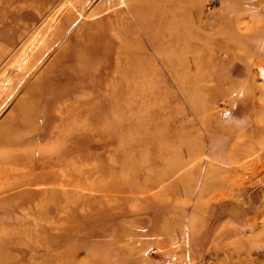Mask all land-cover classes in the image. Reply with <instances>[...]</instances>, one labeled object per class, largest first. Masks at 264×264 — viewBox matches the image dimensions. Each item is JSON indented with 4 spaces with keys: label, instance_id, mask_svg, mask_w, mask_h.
<instances>
[{
    "label": "rangeland",
    "instance_id": "374dc122",
    "mask_svg": "<svg viewBox=\"0 0 264 264\" xmlns=\"http://www.w3.org/2000/svg\"><path fill=\"white\" fill-rule=\"evenodd\" d=\"M134 1L0 0V264H264V0Z\"/></svg>",
    "mask_w": 264,
    "mask_h": 264
},
{
    "label": "bare ground",
    "instance_id": "6f19581e",
    "mask_svg": "<svg viewBox=\"0 0 264 264\" xmlns=\"http://www.w3.org/2000/svg\"><path fill=\"white\" fill-rule=\"evenodd\" d=\"M134 1V0H133ZM137 1V0H136ZM136 1H134V3L136 2ZM139 1V0H138ZM168 1V0H167ZM187 1V0H186ZM189 1V0H188ZM197 1V0H196ZM195 1V2H196ZM140 2V1H139ZM180 2V1H179ZM179 2H177V3H179ZM191 2V1H190ZM130 3V2H129ZM141 3V2H140ZM182 3V1L180 2V4ZM183 4V3H182ZM187 4V3H186ZM135 6H136V4H134ZM185 5V4H184ZM131 6H132V4H131ZM189 6V5H188ZM177 7H179V6H177ZM181 7H183V5L181 6ZM180 8V7H179ZM178 9V8H177ZM184 9V8H183ZM136 10V9H135ZM188 10V9H187ZM178 11V10H177ZM180 11H182L181 9H180ZM160 16V15H159ZM174 15H172V17H173ZM121 17V16H120ZM154 19H155V17H154ZM158 24V23H157ZM167 24V23H166ZM171 24H172V21H171ZM167 26V25H166ZM148 28V27H147ZM151 28H153V27H151ZM170 28V27H169ZM173 28H174V26H173ZM153 30V29H152ZM160 30V29H159ZM171 30V29H170ZM172 30H174V29H172ZM178 30V29H177ZM176 31V30H175ZM167 31H164V34L166 33ZM183 32V31H182ZM152 34V33H151ZM150 34V35H151ZM176 34V33H175ZM166 35V34H165ZM161 38L158 40V41H152L153 43V47H154V50L159 54V53H161V54H164V51L161 49V45H163V44H166V45H168L169 47H170V49H169V52H171V53H173V51H175V49H173V47H175V45L176 44H178V42H179V40H180V37L178 36V35H175V36H171V38H170V36H160ZM179 38V39H178ZM114 41V40H113ZM150 44V43H149ZM143 45V44H142ZM84 47V46H83ZM116 47V46H115ZM128 48V47H127ZM134 48V47H133ZM137 48V47H136ZM130 49H131V47H130ZM120 50V49H119ZM133 50V49H132ZM134 51V50H133ZM108 52L110 53L111 52V49H108ZM135 52V51H134ZM177 52V51H176ZM142 53V52H141ZM148 53V52H147ZM153 53V52H152ZM143 54H144V51H143ZM180 54H181V52H180ZM129 57V54H128V52H126V51H124L123 52V54H122V59H123V57ZM140 56V55H139ZM136 59H138V56H134ZM130 58V57H129ZM134 58V59H135ZM148 59V58H147ZM125 60H126V58H125ZM137 61V60H136ZM134 62V61H133ZM133 62H131V63H133ZM110 66V68L111 69H113V72H115V70H116V66H112L111 67V64L109 65ZM118 67V66H117ZM155 73H156V71H155ZM24 117V120H23V128H24V130L22 131V133L21 134H19V136H16L15 137V139L14 140H10L9 138H4V139H0V144H3V145H13V146H15V145H23V144H26V143H28V142H30V141H32V138L33 137H37V134H33V132H29L30 130H28V126L30 125V123H31V121H32V119H31V116H30V112L28 111V109H24L23 110V112H16L15 113V115H14V117ZM60 148V147H59ZM63 149V148H62ZM21 160V158H14V159H10V163L11 164H14L15 166H18V162ZM62 160V159H61ZM61 163L62 162H60L58 159L56 160V161H50L48 164H47V166L45 167V165H43V166H41L40 165V167H44V168H47V170L49 169L50 171H52V170H56V168L58 167V166H60L61 165ZM52 169V170H51ZM49 171V172H50ZM56 173V172H55ZM47 174H48V171H47ZM6 176V173L5 172H3V171H0V180H4V178L3 177H5ZM49 176H51V175H49ZM54 177H55V175H54ZM26 178H28L27 180H31V177H26ZM48 180V179H47ZM43 181L44 180H35V181H33L32 180V184L33 185H38L39 183H43ZM62 181V180H61ZM61 181L60 180H53L52 182H51V179H50V183H52V184H57L58 183V185L60 184V186H61ZM47 182V181H46ZM60 182V183H59ZM45 183V182H44ZM51 184V185H52ZM56 186V185H55ZM2 192H4V191H2ZM57 192V191H56ZM5 193V192H4ZM10 193H8V195H9ZM58 194H60V193H58ZM13 196H14V194H13ZM8 198L7 199H9L10 197H11V199L12 198H14V197H12V195H10V196H7ZM11 199H9V200H11ZM2 204V203H1ZM0 228H1V226H0Z\"/></svg>",
    "mask_w": 264,
    "mask_h": 264
}]
</instances>
